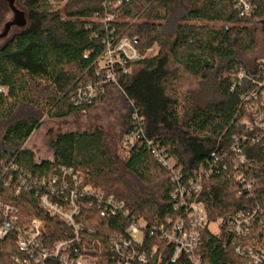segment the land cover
Here are the masks:
<instances>
[{"label": "trees", "instance_id": "obj_1", "mask_svg": "<svg viewBox=\"0 0 264 264\" xmlns=\"http://www.w3.org/2000/svg\"><path fill=\"white\" fill-rule=\"evenodd\" d=\"M53 1L15 0L10 7L22 21L14 19L10 27L15 31L1 38L0 199L18 210L17 227L43 220L48 231L41 238L43 248L72 241V256L116 264L123 255L112 239L125 235L136 218L147 230L140 250L148 252L156 243L149 235L152 227L183 214L174 210L175 191L198 180L203 170L196 198L219 233L208 225L202 231L201 264H246L237 248L264 246V131L248 129L254 115L244 98L261 89L248 78L238 83L235 75L243 69L260 81L264 61L249 70L239 53L256 47L250 24L264 22V0H250L251 16L237 9L236 0H125L117 8L105 6L107 0H64L62 10H55ZM109 14L114 20L105 24ZM124 37L143 58L127 64L126 72L116 67L119 86L103 84L106 74L98 71L105 41ZM154 47L156 54L149 56ZM87 85L104 91L79 103L78 91ZM117 89L129 107L120 156L110 152L100 129L58 134L51 159L38 160L25 146L43 118L66 120L90 111ZM131 135L133 143L125 150ZM161 157L174 162L173 171ZM62 168L72 170L65 177L67 187ZM53 188L61 196L53 200L67 210L71 193L76 194L77 232L41 206V196ZM108 199L124 210L111 214L105 209ZM240 214L250 218L244 236L232 232ZM26 260L39 264L18 245L15 232L0 240V264ZM150 264L191 263L186 256L173 262L167 251Z\"/></svg>", "mask_w": 264, "mask_h": 264}, {"label": "built area", "instance_id": "obj_2", "mask_svg": "<svg viewBox=\"0 0 264 264\" xmlns=\"http://www.w3.org/2000/svg\"><path fill=\"white\" fill-rule=\"evenodd\" d=\"M124 1L125 0H107L105 6L117 8L121 6ZM236 6L245 16H251L255 12V7L250 0H236ZM113 20L114 16L109 14L104 23L107 24ZM142 58L141 53L130 38L124 37L118 42L106 40L105 53L98 71L99 74L102 72L106 74L102 83L119 86L114 73L116 67L119 66L120 69L126 72L127 64L138 62ZM259 75L260 81H255L253 78H250L243 69H240L235 75V80L238 83L248 78L261 89L244 96L248 102V108L254 115V119L247 124L248 129L252 131L255 129L264 131V64L261 65ZM103 91L104 89L101 86L95 87L87 85L79 89L76 100H78L79 103L91 102V100L95 99L98 95L103 93ZM134 119H137L136 115H134ZM133 140L132 135L125 139V150L130 149ZM232 151H239L238 146H233ZM154 154L157 153L154 152ZM159 161L168 170L173 171V161L163 157H161ZM239 161H244V157L240 156ZM246 166L247 168H251L252 164L246 162ZM61 172L64 179L62 185L67 187L65 177L71 175L72 170L62 168ZM200 175L198 180H192L186 187H180L175 191L173 194V198L175 199L174 210L183 211V214L175 220L167 219L166 223L152 227L149 231V235L154 237L156 243L152 245V248H150L148 252H142L140 250L143 246L142 243L147 230L145 223L141 220H136V218H133V222L126 230L125 235H118L112 239V244L115 249L123 255V259L116 264H150V260L152 261L156 256L161 259L167 251H170V258L173 262L186 256L191 264H201L200 247L202 244V231L205 226L208 225L212 233L218 234L219 227L217 223L208 224L206 207L196 198L202 190L201 177L206 174L201 170ZM28 178L30 179L31 176H28ZM57 180L58 177H55L52 183L56 184ZM20 191L19 189L18 193ZM54 197H56V199L61 197L56 188H53L51 193L41 196V206L47 213L65 221L68 226L73 227L77 232L78 229L74 220L75 216L79 214V208L75 203L77 199L76 194L74 192L71 193V208L68 210L57 200H53ZM96 197L100 200L104 198L101 194H97ZM106 203L108 205L105 209L107 211L109 210L111 214L124 210L123 204L117 203L112 199H108ZM125 215L128 217L129 213L125 211ZM17 220L18 210L14 206L3 204L0 199V240L7 238L15 232L17 234L18 245L23 249H27L31 257H34L37 263L46 264L48 261H57L60 264H92V262H94V259L89 256H72V241L59 242L50 249L43 248L41 238L48 235L47 225L43 220L34 219L27 229L17 227ZM249 224L250 218L240 214L232 221V232L239 236H244L248 232ZM237 252L245 258L246 264H264V246H259L257 248L238 247ZM27 262L28 260L25 261V264Z\"/></svg>", "mask_w": 264, "mask_h": 264}, {"label": "rangeland", "instance_id": "obj_3", "mask_svg": "<svg viewBox=\"0 0 264 264\" xmlns=\"http://www.w3.org/2000/svg\"><path fill=\"white\" fill-rule=\"evenodd\" d=\"M12 1L0 0V36L5 34L8 28L7 37L15 31L14 28L10 27L14 19L17 24L22 21L20 14H14L12 11L10 7ZM65 3L64 0L61 2L54 0L53 7L55 10H62ZM250 26L256 40V47L253 51L239 53V58L249 70L264 61V22L254 21ZM4 41L0 38V45ZM156 52L157 47H154L148 52V55L153 56ZM128 112L129 107L122 91L120 89L113 90L104 101L90 111L73 115L66 120L43 118L41 128L31 136L25 146L35 153L38 160L51 159L53 155L51 142L58 134L100 129L106 135L110 152L120 156L121 135Z\"/></svg>", "mask_w": 264, "mask_h": 264}, {"label": "water", "instance_id": "obj_4", "mask_svg": "<svg viewBox=\"0 0 264 264\" xmlns=\"http://www.w3.org/2000/svg\"><path fill=\"white\" fill-rule=\"evenodd\" d=\"M14 3H15V0H13V1H12V4H10L11 7H13ZM8 30H9V28L7 29L6 33H8ZM6 33H5V36L7 35ZM3 35H4V34H3ZM3 35H1L0 38H2ZM5 36H4V37H5Z\"/></svg>", "mask_w": 264, "mask_h": 264}]
</instances>
